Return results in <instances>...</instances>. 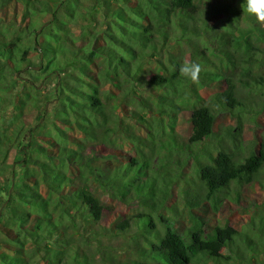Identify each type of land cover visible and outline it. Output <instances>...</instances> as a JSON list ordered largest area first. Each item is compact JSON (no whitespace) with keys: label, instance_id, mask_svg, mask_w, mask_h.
Returning <instances> with one entry per match:
<instances>
[{"label":"trees","instance_id":"obj_1","mask_svg":"<svg viewBox=\"0 0 264 264\" xmlns=\"http://www.w3.org/2000/svg\"><path fill=\"white\" fill-rule=\"evenodd\" d=\"M242 2L0 0V264H96L109 233L132 256L99 247L103 264H264V214L239 229L190 214L182 230L163 214L179 179L188 212L203 194L214 210L233 201L232 185L264 189V143L243 144L264 106V23ZM186 62L200 65L197 82L179 72ZM247 79L255 98L241 93ZM217 112L236 125L216 131ZM123 144L135 154L114 160ZM191 159L198 190L166 171ZM102 194L136 212L101 225Z\"/></svg>","mask_w":264,"mask_h":264},{"label":"rangeland","instance_id":"obj_2","mask_svg":"<svg viewBox=\"0 0 264 264\" xmlns=\"http://www.w3.org/2000/svg\"><path fill=\"white\" fill-rule=\"evenodd\" d=\"M216 2H226L227 0H215ZM239 6V5H238ZM3 10L0 11V17H4L2 15ZM49 17V14H45L43 16H40L37 19V22H42L46 18ZM219 19V18H218ZM216 19L213 18V23L214 24ZM2 24L3 21H0ZM242 25H244V21H240ZM218 27V26H216ZM219 30V29H217ZM3 39L2 37H0ZM177 49H185L187 50L186 45H179V48ZM176 49V50H177ZM199 50L197 51L198 57L202 59H207L208 63H212L215 61V58L212 56L211 53L208 51H203L202 49L198 48ZM175 50V51H176ZM188 53V51L186 52ZM33 57V53H32ZM258 72L264 74V65L257 67ZM252 83L250 79H247L245 83H242L241 85V93L243 95H250L255 98L256 92L253 90L252 94L250 92H247V89H250L249 86ZM246 84H250L249 86H246ZM205 94V92H203ZM242 95V96H243ZM262 103L264 104V99L262 100ZM189 116V111L188 110H181V112L178 114L177 119H176V130L177 132L186 140L190 134V122L188 120ZM1 122V120H0ZM236 119L233 115H231L228 112H217L216 115V121H215V130L216 131H223L224 128L227 125H236ZM135 131L137 133L143 134L144 130L141 128H135ZM243 144H246L247 146L252 145V141H255L256 148L260 147V143H264V106L261 110V112L258 113L256 116V119L254 122H246L245 123V131L243 135ZM211 140V139H210ZM215 140L217 143V139L215 136ZM251 143V144H250ZM124 145V144H123ZM209 145V144H208ZM209 149H213L211 145H209ZM95 151L98 155H105L106 153H115V151L107 146H103L101 144H98L95 147ZM214 153L215 148L212 150ZM135 152L130 148L128 145L121 146V149L116 152V155L118 156L117 159L114 158V160L117 161H127L129 157L134 155ZM173 159H176L175 157L172 156ZM9 161H11V157H9ZM169 165L167 166V170H173L177 169L181 173L180 175H183L187 178V181L189 182V185L194 189L198 190L200 188V182L198 179L197 172L195 171L196 168V162L194 160L190 161H184L181 160L180 165H175V163H168ZM183 180L179 179L171 193V197L168 201L169 205H171V208H167L163 210V214L165 216H171L172 219H175L176 222H174V225L179 229H184L187 228L190 223V214L200 217L201 219H209L214 218L215 220L213 222H219L223 224H230L233 225L236 228H241L242 226L245 225V222L247 218L252 214L254 218H256L259 214H264V189L259 187L258 185H250V184H245V185H232L231 186V191L229 192V196L233 201H229L228 199L223 200L222 203L218 204V209L214 210L212 203L208 199H204V194L200 197L201 203L198 206H195L191 209V213L188 212L187 207L184 205L182 198H181V187H183ZM185 185V184H184ZM234 189L237 190V194L235 195ZM202 190V189H201ZM201 190L199 193H201ZM97 191L100 192V188H97ZM104 195V194H102ZM234 197H237L234 199ZM103 201H105L107 208L103 214V217L100 221L101 225L111 228L112 224L118 221L120 218L129 216L133 213L136 212V207L128 204H123L117 201H113L111 198L108 196L104 195ZM255 203L260 206L257 210L255 209ZM253 210H255L254 213ZM211 222V221H209ZM100 244L94 242L95 246L93 245L92 251L95 252L93 261H95L96 264H103L101 262V253L96 252L95 249L97 250L99 247L101 249H104L106 246V249L109 250H115V252H119L118 256H121L120 260L123 259L126 256H132L127 249L125 250L123 248V245L125 244L126 237L121 235V236H113L111 233L107 235H103L101 237ZM124 243V244H123ZM121 252V253H120ZM257 259H264V254H260V256L257 257ZM39 264H44L43 262ZM206 264H213V263H206ZM222 264H227L225 261Z\"/></svg>","mask_w":264,"mask_h":264},{"label":"clouds","instance_id":"obj_3","mask_svg":"<svg viewBox=\"0 0 264 264\" xmlns=\"http://www.w3.org/2000/svg\"><path fill=\"white\" fill-rule=\"evenodd\" d=\"M242 4L243 9L251 18L264 23V0H243ZM200 71V65L195 62H186L179 66L181 75L192 82L198 81Z\"/></svg>","mask_w":264,"mask_h":264}]
</instances>
